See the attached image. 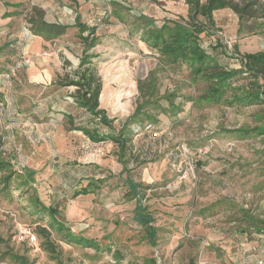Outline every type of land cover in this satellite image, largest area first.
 <instances>
[{
  "label": "rangeland",
  "instance_id": "obj_1",
  "mask_svg": "<svg viewBox=\"0 0 264 264\" xmlns=\"http://www.w3.org/2000/svg\"><path fill=\"white\" fill-rule=\"evenodd\" d=\"M26 1L43 6L50 19L74 22L79 13L81 21L96 23L94 37L99 40L87 52L102 83L99 106L111 127L77 107L75 85L63 84L77 78L74 71L82 48L77 28L45 41L27 30L23 14L6 18L4 9L11 1L0 0V64L10 67L9 74L0 73V161L7 162L0 165V177L12 171L8 189L0 181V264H20L10 253L24 255L28 264H139L146 256L158 264H190L192 259L194 264H252L250 239L259 240L250 235L253 230L246 226L244 211L264 220V103L195 106L190 98L199 94L203 83H190L185 66L180 74L161 67L157 55L130 34L131 22H140L134 17L144 15L186 24L195 16L189 4L20 0ZM260 1L261 7L253 5L256 16L241 21L230 8L213 11L214 33L208 41H220L227 48L222 64L236 61L231 59L235 44L241 52L264 50V0ZM198 20L204 22L201 15ZM138 80L144 82V91L155 87L150 99H160V105H166L161 98L172 91L174 104H181L170 114L150 106L141 110L155 115L152 125L159 132L155 137L141 131L142 125L128 132L132 149L124 157V170L113 140L93 141L74 127L84 124L104 134L117 133L148 96L142 97ZM245 125L261 130L247 136L227 132ZM200 148L203 152L196 157ZM28 171L33 175L30 185L18 183L28 178ZM90 176L101 178L96 190L73 196ZM127 176L138 185L137 197L131 196ZM34 192L45 205H58L73 233L94 239L104 249L68 244L52 232L62 248L59 258H52L35 231L47 224L28 207ZM137 198L152 214L157 228L154 245L133 220ZM24 227L36 235L34 243L18 237Z\"/></svg>",
  "mask_w": 264,
  "mask_h": 264
},
{
  "label": "trees",
  "instance_id": "obj_2",
  "mask_svg": "<svg viewBox=\"0 0 264 264\" xmlns=\"http://www.w3.org/2000/svg\"><path fill=\"white\" fill-rule=\"evenodd\" d=\"M189 4L191 13L195 14L191 17L190 21L186 24L176 23L171 19L156 20L148 16L134 17L140 22H131L130 34L138 36L144 42L146 47L152 50L157 55V61L163 68H167L173 74L183 73V66L187 69L188 81L191 83L202 82L203 87L196 97H191L192 104L197 107L201 106H214L226 105L232 106L249 105L253 103H264V50L257 51H244L241 52L237 45L232 47L231 59H235L233 65L222 64L220 57H226L227 48L220 41L211 44L209 40V33H214L210 30L213 28L212 14L214 10L230 8L241 21L243 18L247 19L256 16L253 5L258 7L262 6L260 0H206L200 3V0H185ZM10 8L5 10V16L8 15H22L24 18L25 27L33 35L41 37L45 41H52L56 38H62L65 35H70L77 28V37L80 39L82 45L81 56L79 57L80 65L74 72L77 78H69L66 83L75 85L76 89L72 93L74 104L83 108L90 113L92 120L96 119L109 127H111L110 120L105 112V109L99 106V95L102 88L100 78L97 76L95 66L92 65L90 57L92 56L87 52L88 49L93 47L99 40L94 37L96 32V23L90 25L79 19V13L76 14L75 21L67 22L61 19H50L46 17L43 6H29L26 2H19L16 5L9 4ZM22 7V8H20ZM110 11V7L105 8ZM261 9V8H260ZM106 12V15H107ZM112 13L117 14L120 18L126 20L127 17L118 13L116 9L111 10ZM105 15V16H106ZM204 18L203 21L198 20V16ZM261 16H264L262 14ZM100 20V17L98 18ZM128 24L130 22H127ZM210 26V27H209ZM236 62V63H235ZM91 64V65H90ZM80 69V70H79ZM10 67L8 65L0 64V73L8 72ZM240 80H242L240 82ZM144 82L138 80V89L142 93V97L148 95L146 99L139 103L133 114L127 119L117 133L104 134L99 132L96 127L88 128L84 124H80L75 129L82 130L89 139L93 141L111 139L118 147V159L122 164V168L126 170L125 155L128 150H131V137L128 132L135 133V128L142 125L141 131L146 132V125L152 126V131L157 134L158 129L152 125L155 120V115L149 112H141L144 107L158 108L161 113L170 114L174 113V108L180 109L181 102L174 104L176 92L172 91L163 95L161 99H165L166 105H160V99H150L154 93L155 87H150L147 91L143 88ZM1 98V97H0ZM1 100V99H0ZM1 102V101H0ZM142 113L144 117H139ZM148 120L144 123V118ZM137 122V123H136ZM133 124L129 128V124ZM260 127L242 126L235 129L228 130L227 132L237 133L240 136H247L255 131H260ZM263 130V129H262ZM150 133V131H147ZM126 133V134H125ZM7 164V162L1 163ZM12 171L8 175L0 177V181L5 189H8ZM32 173L28 171V178L19 179L18 183L27 185L33 181ZM20 177V175H19ZM88 177L85 185L80 188L74 189L73 196L79 194H88L94 192L99 186L101 178ZM99 180V181H98ZM129 185L131 196L137 197L138 185L128 176L125 178ZM29 210L32 214L37 215L40 220L46 222V226L38 225L36 233L40 239V246L43 250L53 254L52 258H59L62 253L61 246L56 243L52 237V232L58 235V239L65 241L68 244L89 246L96 250L104 249L94 239L81 236L73 233L69 227H66V222L63 213L57 204L45 205L40 201L39 197L32 193L29 197ZM247 221V227L251 228V236L254 234L264 235V220L256 219L253 215L244 211ZM133 220L140 224L146 232V237L149 243H156L157 228L152 224L153 217L149 211L148 205L143 204L140 198L136 199L135 207L133 210ZM246 236L247 233H245ZM118 254V253H117ZM10 256L20 264H28L24 255L17 253H10ZM117 258L119 257L116 255ZM115 258V256H113ZM120 258V257H119ZM118 263L119 259H114ZM139 264H158L153 257H144ZM190 264H194L193 259Z\"/></svg>",
  "mask_w": 264,
  "mask_h": 264
},
{
  "label": "built area",
  "instance_id": "obj_3",
  "mask_svg": "<svg viewBox=\"0 0 264 264\" xmlns=\"http://www.w3.org/2000/svg\"><path fill=\"white\" fill-rule=\"evenodd\" d=\"M9 73H10V70L8 71V73H6V75ZM146 130L150 131V133L153 136H155V137L157 136V133L155 131H152V126L150 124L146 125ZM202 152H203V149H201V148L196 149L195 150L196 157L199 156ZM182 175H183V178H185L187 176L186 172L184 174L182 173ZM18 237L20 239L25 238L28 242H31V243H34L37 239L34 232L30 228H27V227H24L23 229H21L19 231ZM254 237H255V239L259 240V243H258V241L255 243H249L248 239L246 237H244V238H245V241H247V243L250 244L249 245L250 250H252V253H253V255L252 254L251 255L254 256L253 262L255 264H264L263 258L261 256L264 253V235L256 233V234H254Z\"/></svg>",
  "mask_w": 264,
  "mask_h": 264
},
{
  "label": "crops",
  "instance_id": "obj_4",
  "mask_svg": "<svg viewBox=\"0 0 264 264\" xmlns=\"http://www.w3.org/2000/svg\"><path fill=\"white\" fill-rule=\"evenodd\" d=\"M6 1H8V0H6ZM9 1H11V2H10V3L12 4L11 7H13V5H16L17 3L20 2V0H17V1H15V2H12V0H9ZM81 3H82V1H81V2L79 1V5H80L79 7H80V8L82 7V4H81ZM5 4H6V3H5ZM4 10H6V8H5ZM14 16H15V15H12V16H11V15H8V16H6V18H10V19H11V18L14 17ZM14 19H15V18H14ZM14 19L12 18V20H14ZM61 20H63V19H61ZM250 242L253 243L254 240H253V239H250ZM262 255H264V253H263ZM252 264H255V263L253 262Z\"/></svg>",
  "mask_w": 264,
  "mask_h": 264
}]
</instances>
